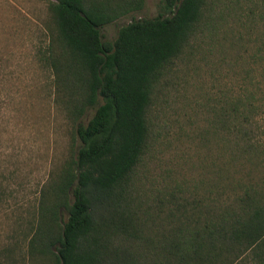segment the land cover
Returning a JSON list of instances; mask_svg holds the SVG:
<instances>
[{
    "label": "trees",
    "instance_id": "trees-1",
    "mask_svg": "<svg viewBox=\"0 0 264 264\" xmlns=\"http://www.w3.org/2000/svg\"><path fill=\"white\" fill-rule=\"evenodd\" d=\"M46 1L39 59L71 147L3 264H264V0H159L113 41L101 29L145 0ZM207 56L225 72L191 140L197 161L148 178L154 108Z\"/></svg>",
    "mask_w": 264,
    "mask_h": 264
},
{
    "label": "rangeland",
    "instance_id": "rangeland-1",
    "mask_svg": "<svg viewBox=\"0 0 264 264\" xmlns=\"http://www.w3.org/2000/svg\"><path fill=\"white\" fill-rule=\"evenodd\" d=\"M158 3L145 0L140 11L104 26L103 36L113 41L132 18L155 17ZM47 26L51 20L46 0H0V264L5 262L6 249L16 246L18 254L25 245L24 232L40 189L68 157L71 147L67 117L53 101L51 71L39 59ZM209 60L208 64H184L182 80L170 88L166 101L155 106L157 139L147 159L148 178L159 179L158 174L164 176L169 170L179 177L191 169L190 160L197 161L200 153L195 155L197 144L191 140L205 126L207 104L217 91L215 76L224 74L226 67L222 64L224 72L216 71ZM147 207L142 204L139 210ZM144 231L149 235V229ZM150 249L133 250L144 252L148 259V253L154 251Z\"/></svg>",
    "mask_w": 264,
    "mask_h": 264
}]
</instances>
